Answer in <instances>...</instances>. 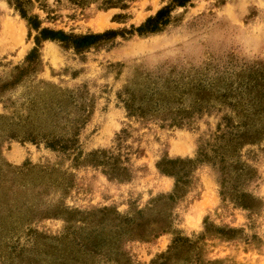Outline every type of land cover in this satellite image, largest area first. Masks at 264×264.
<instances>
[{
  "label": "rangeland",
  "instance_id": "obj_1",
  "mask_svg": "<svg viewBox=\"0 0 264 264\" xmlns=\"http://www.w3.org/2000/svg\"><path fill=\"white\" fill-rule=\"evenodd\" d=\"M0 264H264V0H0Z\"/></svg>",
  "mask_w": 264,
  "mask_h": 264
},
{
  "label": "trees",
  "instance_id": "obj_2",
  "mask_svg": "<svg viewBox=\"0 0 264 264\" xmlns=\"http://www.w3.org/2000/svg\"><path fill=\"white\" fill-rule=\"evenodd\" d=\"M165 12L166 10H161L160 12H158V14L156 15V17L153 18H149L147 20V22L140 28V29H144V28H150L151 30L156 29L161 21H165ZM60 35H64V34H60ZM101 35L98 34H89V35H85L80 37L79 39L76 40V44L77 46H87L92 44L95 40H97Z\"/></svg>",
  "mask_w": 264,
  "mask_h": 264
}]
</instances>
